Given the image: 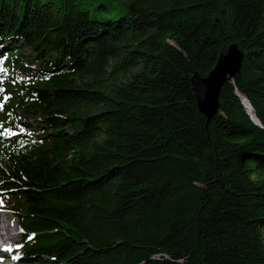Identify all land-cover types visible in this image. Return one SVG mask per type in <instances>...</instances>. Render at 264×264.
<instances>
[{
    "label": "trees",
    "instance_id": "trees-1",
    "mask_svg": "<svg viewBox=\"0 0 264 264\" xmlns=\"http://www.w3.org/2000/svg\"><path fill=\"white\" fill-rule=\"evenodd\" d=\"M0 210L14 262L264 264V0H0Z\"/></svg>",
    "mask_w": 264,
    "mask_h": 264
},
{
    "label": "water",
    "instance_id": "water-1",
    "mask_svg": "<svg viewBox=\"0 0 264 264\" xmlns=\"http://www.w3.org/2000/svg\"><path fill=\"white\" fill-rule=\"evenodd\" d=\"M243 61V53L237 46H229L227 52L220 57L209 74L201 78L194 74L191 78V87L195 97L197 109L209 122L219 113L218 98L222 87L230 83L234 76L239 73ZM241 98L243 106L251 114V119L256 125H259L254 118V113L247 100Z\"/></svg>",
    "mask_w": 264,
    "mask_h": 264
},
{
    "label": "rangeland",
    "instance_id": "rangeland-1",
    "mask_svg": "<svg viewBox=\"0 0 264 264\" xmlns=\"http://www.w3.org/2000/svg\"><path fill=\"white\" fill-rule=\"evenodd\" d=\"M28 122H34V119L29 117ZM0 215H2V216L5 215L9 219V221L12 224V226L14 227V229H16V231H13V233L17 234V237L15 239V243L12 245H9V249L5 252V256L1 257V259H3L5 264H32V261H30V260L27 261V260L17 259L14 262V260L11 259V253L10 252L12 249H16L21 244L22 236H21V232L19 231V229L16 225V221H15L14 217L10 213H8V212L1 213L0 212Z\"/></svg>",
    "mask_w": 264,
    "mask_h": 264
},
{
    "label": "bare ground",
    "instance_id": "bare-ground-1",
    "mask_svg": "<svg viewBox=\"0 0 264 264\" xmlns=\"http://www.w3.org/2000/svg\"><path fill=\"white\" fill-rule=\"evenodd\" d=\"M13 231H16L12 224L10 223L9 219L5 215H0V238H3V243H7L9 245H12L15 243V239L17 237L16 233H13ZM8 250V248L3 249L0 248V264H5L3 259L1 257L5 256V252Z\"/></svg>",
    "mask_w": 264,
    "mask_h": 264
}]
</instances>
